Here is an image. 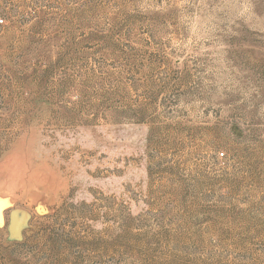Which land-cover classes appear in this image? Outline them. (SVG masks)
<instances>
[{
    "label": "rangeland",
    "instance_id": "374dc122",
    "mask_svg": "<svg viewBox=\"0 0 264 264\" xmlns=\"http://www.w3.org/2000/svg\"><path fill=\"white\" fill-rule=\"evenodd\" d=\"M0 264H264V0H0Z\"/></svg>",
    "mask_w": 264,
    "mask_h": 264
}]
</instances>
